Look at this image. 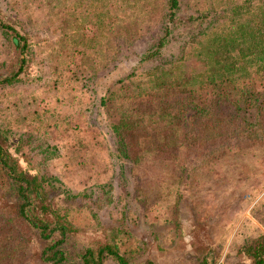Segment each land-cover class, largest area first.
<instances>
[{"label": "rangeland", "instance_id": "374dc122", "mask_svg": "<svg viewBox=\"0 0 264 264\" xmlns=\"http://www.w3.org/2000/svg\"><path fill=\"white\" fill-rule=\"evenodd\" d=\"M167 12V0H0L27 40L22 53L0 27V74L26 57L0 83V145L72 227L70 256L109 242L129 264L248 263L239 248L264 239V107L235 135L224 97L264 102V0H180V17L207 15L144 60ZM1 161L0 264H44Z\"/></svg>", "mask_w": 264, "mask_h": 264}, {"label": "trees", "instance_id": "16d2710c", "mask_svg": "<svg viewBox=\"0 0 264 264\" xmlns=\"http://www.w3.org/2000/svg\"><path fill=\"white\" fill-rule=\"evenodd\" d=\"M167 8L168 24L165 25L164 32L158 39L156 47L145 55L144 60L153 59L160 55V49L165 42L168 41V36L171 32L170 28H172V26H177L179 23L202 21L207 15L205 13H191L186 15V17H180L178 14L180 0H167ZM0 27L3 30H11L9 34L10 37L8 38L9 41L13 44L15 49H19L22 53L25 52L27 40L24 35H21L15 27L2 20H0ZM255 46L256 44H254V47ZM226 56L227 55L224 54L221 59L217 57V65L221 60H224ZM25 61V55L20 54L17 68L11 73L5 75L0 74V83L15 82L19 74L25 68L23 67ZM215 96L218 98L221 97L219 92L216 93ZM224 100L228 105L230 104L232 106L229 108L227 120L228 126L235 129V135H237L241 123H246V120H249L251 115V113L248 112L249 108H255L256 111H261L264 107L263 99L257 104L254 102V107L244 100L231 101L226 97H224ZM220 101L222 102V100ZM4 153L5 149L0 145L1 162L6 166L7 172L14 184L12 195L14 196L16 213L31 225L37 231L40 240L44 241L39 252V257L44 264H102L108 256L115 259L118 264H129L126 256L115 248L116 246L114 244L109 242L100 243L96 247L87 246L81 252L70 256L62 246L68 241V231L72 227L66 221H63V217L56 209L51 207L50 203H47L43 183L37 175L22 168L18 161L13 164L7 163V158H9L10 155L8 152H6V154ZM80 194L82 193L78 191L69 193V196L77 197ZM239 250L250 258L248 263L241 264H264V239L256 238L251 240L248 244L242 245ZM141 264L155 263L150 259H146Z\"/></svg>", "mask_w": 264, "mask_h": 264}]
</instances>
